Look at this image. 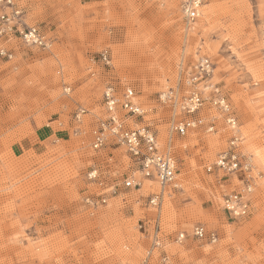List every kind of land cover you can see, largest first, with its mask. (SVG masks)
<instances>
[{
    "label": "rangeland",
    "instance_id": "374dc122",
    "mask_svg": "<svg viewBox=\"0 0 264 264\" xmlns=\"http://www.w3.org/2000/svg\"><path fill=\"white\" fill-rule=\"evenodd\" d=\"M24 2L26 23L38 25L50 46L0 40L14 54L0 58V264H142L157 220L163 246L149 264H162L163 252L175 264H264V162L252 147L264 151V0H204L191 28L180 0ZM103 51L110 65L101 60ZM202 55L214 63L211 82L231 102L240 150L252 161L256 184L243 218L222 207L223 193L239 187V179L221 184L206 170L231 134L222 113H201L214 118L215 132L180 136L171 132L179 109L159 98L180 87V102L188 90L183 81ZM109 82L135 90L144 110L135 123L149 125L178 159L179 187L166 188L158 207L148 204L161 191L154 179L124 187L133 168L123 146L91 147L94 124L106 117ZM79 106L90 110L80 126ZM93 166L100 173L94 182L86 178ZM111 188L117 192L107 204L86 203ZM197 223L215 230L218 240L177 241Z\"/></svg>",
    "mask_w": 264,
    "mask_h": 264
},
{
    "label": "built area",
    "instance_id": "2783aa9c",
    "mask_svg": "<svg viewBox=\"0 0 264 264\" xmlns=\"http://www.w3.org/2000/svg\"><path fill=\"white\" fill-rule=\"evenodd\" d=\"M25 0H0V40L6 37H16L27 46H38L48 48L50 39L47 34L36 24H27L25 16ZM204 0H180L181 12L185 24L191 26L201 16ZM13 51L0 42V58L12 59ZM101 60L106 64H111V56L107 51L100 53ZM194 71L183 83L188 88L178 102V92L169 88L160 94L159 98L163 102L174 104L179 109L181 118H174L171 123V132L184 136L188 132L196 129H204L206 132L217 130L214 118L207 119L202 115L207 108L220 111L226 125L232 131L227 147L220 151L215 161L206 167L208 172L215 174L221 184H230L239 179L238 186L223 193L222 207L232 218L246 217L251 209V194L256 184V179L252 174V161L240 150L242 136L237 131L238 119L228 97L223 93L217 83H212V73L214 63L208 55L199 56L193 66ZM65 93H70L71 86L64 87ZM136 93L132 87L120 89L112 82L105 86L102 104L106 113L105 118H98L91 131V147L94 150H101L108 145H120L126 149L131 162L133 172L128 175L123 185L125 188H141L145 178L154 179L161 187L160 192H153L148 197V204L153 207L161 205L163 192L168 187L177 188L178 159L171 150V145L162 147L158 135L149 125L137 124L135 119L143 116L144 110L136 101ZM90 113L86 107L79 106L74 111V120L80 126L84 121V116ZM77 129L80 130V127ZM139 174V175H137ZM231 176L233 180H231ZM100 173L96 166L91 167L86 178L89 181L99 180ZM117 190L111 188L100 194H90L86 197V203L94 208L105 205L111 194H116ZM152 231L153 248L149 249L142 264H149L155 250H159L163 245L161 227L156 221ZM143 224L140 225V228ZM187 236L200 240L216 242L218 233L215 230H208L203 223H197L191 234L181 232L177 236V241L186 239ZM170 255L161 253L162 264H175L171 261Z\"/></svg>",
    "mask_w": 264,
    "mask_h": 264
},
{
    "label": "bare ground",
    "instance_id": "6f19581e",
    "mask_svg": "<svg viewBox=\"0 0 264 264\" xmlns=\"http://www.w3.org/2000/svg\"><path fill=\"white\" fill-rule=\"evenodd\" d=\"M201 12H202V10H201ZM207 16H208V14H207ZM200 18V17H199ZM198 18V19H199ZM197 19V20H198ZM187 26V25H186ZM178 40V39H177ZM180 43V42H179ZM65 92V91H64ZM237 131H239V127H237V129H236ZM232 132V131H231ZM245 135V134H244ZM189 136V135H188ZM190 137H188V139H189ZM210 142V141H209ZM161 145V144H160ZM185 145V144H184ZM253 147V150H255L256 151V155L258 156V159H260L261 161H263L264 162V151H262L258 146L256 147H254V146H252ZM253 150H251V151H253ZM185 171V170H184ZM182 178V177H181ZM151 182V181H150ZM182 182V181H181ZM151 184L149 183L148 184V187L150 186ZM153 186H155V184L153 183L152 184ZM152 185H151V187H152ZM165 193V192H164ZM200 240V239H199ZM180 241H182V240H180ZM207 241H209V240H207ZM213 243V242H212Z\"/></svg>",
    "mask_w": 264,
    "mask_h": 264
}]
</instances>
